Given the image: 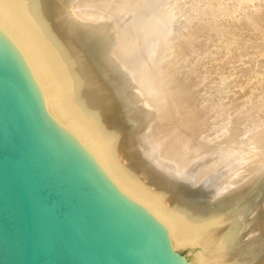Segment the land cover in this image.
I'll list each match as a JSON object with an SVG mask.
<instances>
[{"label": "bare ground", "instance_id": "obj_1", "mask_svg": "<svg viewBox=\"0 0 264 264\" xmlns=\"http://www.w3.org/2000/svg\"><path fill=\"white\" fill-rule=\"evenodd\" d=\"M6 2L46 54L62 86L66 110L104 144L119 179L175 218L182 234L194 241L202 264H264V191L243 231L236 223L241 213L228 210L264 174V118L260 123L252 114L248 118L252 108L235 113L253 86L245 94L239 89L264 64L258 56L264 49L241 42L235 44L240 51L232 48L234 54L225 56L226 50L220 51L228 66L251 52H246L247 46L259 51L260 59L256 62L258 57L252 56L253 63L233 71L239 77L238 89L228 112L238 118L234 116L223 132L221 122L211 124L212 113H200L203 106L195 86L200 88L196 84L202 80L197 83L191 76L199 46L221 36L227 24L238 30L263 25L264 0ZM199 68L200 72L203 67ZM252 97L248 106L257 108L254 113L261 112L262 104ZM241 116L244 129L235 125ZM249 170L254 173L240 180L239 175ZM237 179L242 183L237 185ZM242 246L247 247L243 254Z\"/></svg>", "mask_w": 264, "mask_h": 264}, {"label": "water", "instance_id": "obj_2", "mask_svg": "<svg viewBox=\"0 0 264 264\" xmlns=\"http://www.w3.org/2000/svg\"><path fill=\"white\" fill-rule=\"evenodd\" d=\"M0 264H202L112 171L38 41L0 0Z\"/></svg>", "mask_w": 264, "mask_h": 264}, {"label": "rangeland", "instance_id": "obj_3", "mask_svg": "<svg viewBox=\"0 0 264 264\" xmlns=\"http://www.w3.org/2000/svg\"><path fill=\"white\" fill-rule=\"evenodd\" d=\"M262 22V26L261 25H259V26H257V27H251V26H241L242 28H244V29H240L239 28V30H238V28L237 29H235L236 28V26H231V25H229L230 26V28H228L229 26H228V24H227V28H225V27H223V28H225L226 29V31H223L222 32V35L220 36H217V37H213V42L212 41H210V42H207L208 43V45L207 44H204V46L202 47V46H199V47H201V48H204L205 49V51H207V52H205V51H201L202 49L201 48H199L198 46V48L200 49V53L199 52H197V50H196V54L194 55V66H192L193 68L195 67V70H193L192 69V67H191V69H192V77L194 76L195 78H196V80H195V78L193 77V79L195 80V82L197 81V83H198V81H201L202 83H198V84H196V85H200V88H199V86H195V87H197L196 89H198V91L199 92H197V97H198V102L200 103V105H201V107L203 106V110L200 112L201 114H207V113H212L211 115V117L209 118V120H210V122H211V124L213 125V126H215L216 125V121L218 120L219 122H221L222 124H221V126L224 128V129H222V127L220 128L221 130V132H223L224 130H226V127H228L229 125H231V123L232 122H234V120L236 119H234L233 120V118H234V116L235 117H237L238 118V116L237 115H241V113L242 112H244V110H246L247 108V110H249L250 108H252V109H250L248 112H249V114H247V117L248 118H252V117H255L254 119L256 120V118H258L255 122H262V120L261 119H263L264 118V112H263V115L261 114L262 113V111H264V64L263 65H261L260 66V68H258L257 69V71H254L253 72V74H255V72H256V75L255 76H257V77H253L252 79H250L246 84H244V85H241L242 87H240V91L241 92H245L248 88H250L251 86H253L252 88H250L251 89V92H252V94H251V92H250V89H248L249 91H247V92H249V93H247L246 92V94L248 95H246L245 96V98H243V100H242V98H241V100L243 101V103H241V101H240V103L241 104H239L240 106L239 107H237V109H236V114H234V116H231V113H229L228 112V110L230 109V104L232 103V104H235L234 103V101L231 99V98H234V94H235V92H236V90L238 89L237 88V80L239 79V77H238V74H235V73H233V71H235L236 73H238V71H237V67H238V65L239 66H244V64H247L248 65V63L247 62H250L251 60L253 61L255 58L257 59V57L259 56L260 58H261V60L262 61H264V53L261 51V53L259 52V51H257V53L259 52V54L260 55H256L257 53L256 52H254L252 49L250 50V48L248 47V46H257L258 45V47L259 48H261V47H263V49H264V30H262L263 28H264V20L262 19V21L260 20V23ZM232 27V28H231ZM223 28H221L222 30H223ZM262 28V29H261ZM224 29V30H225ZM230 29H232V30H230ZM233 29H235V30H233ZM256 29V30H255ZM227 30H230L231 32H233V35H232V33L231 34H227V33H230V31H228L227 32ZM237 30V31H236ZM248 32H247V31ZM243 32V33H242ZM238 33V34H237ZM263 33V34H262ZM244 34V35H243ZM261 35H262V38H260L261 37ZM230 37V38H229ZM238 37V38H237ZM239 37H240V39H239ZM257 37H259L260 39L259 40H257V41H255L254 39H256ZM217 40H216V39ZM227 38V39H226ZM229 38V39H228ZM232 39V40H231ZM248 39V40H247ZM261 39H263V40H261ZM216 40V41H215ZM225 40V41H224ZM234 41V42H233ZM238 41V42H237ZM253 41H255V42H253ZM215 42V43H214ZM232 42V43H231ZM242 42V43H241ZM248 42V43H247ZM211 43H213V45L215 44L216 46L218 45L219 47L217 48L216 46H214V48L216 47L217 49H218V51L216 50V48L214 49L213 48V46H212V44ZM217 43V44H216ZM229 43V44H228ZM234 43V44H233ZM245 44V45H248L246 48V52H247V50L248 51H251V52H249L248 54H246V53H244L245 54V57H243V56H240V57H243V58H241L240 60H241V62H240V60L236 63V64H234V62L232 63V62H230V64H229V66H228V64L226 63H224L223 62V60L222 59H224V58H222V56H223V54L222 53H225L224 51L226 50V53L224 54L225 56L226 55H228V54H232L234 51L236 52H238V51H240V50H236V48H235V46L236 45H239V44ZM250 43V44H249ZM261 43V44H260ZM262 43H263V45H262ZM236 44V45H235ZM243 44V45H244ZM260 44V45H259ZM205 45H206V47L208 46L209 48H210V46H211V50L210 51H208L209 50V48H205ZM252 46V47H253ZM222 47V48H221ZM226 47V48H225ZM229 47V48H228ZM220 48V49H219ZM234 50H233V49ZM249 48V49H248ZM195 49H197V48H195ZM198 49V50H199ZM228 49V50H227ZM232 50H233V52H232ZM222 53H221V52ZM211 52H212V54H211ZM214 52H216L215 54H214ZM228 52H230V53H228ZM241 53H243V52H241ZM251 53H254L253 55L251 54ZM199 54V55H198ZM207 54V55H206ZM216 54H218V55H216ZM222 54V55H221ZM234 54V53H233ZM196 55H198V56H196ZM210 55H212V57L210 56ZM243 55V54H242ZM205 56V57H204ZM225 56H223V57H225ZM252 56H256V57H253L254 59H251L252 58ZM199 58V60H198V58ZM203 57V58H202ZM208 57H210V58H212V59H207L206 60V58H208ZM250 59H249V58ZM259 57H258V59H259ZM218 58V59H217ZM199 61V62H197L196 63V61L197 60ZM219 60V65H217L214 61L215 60ZM221 59V60H220ZM255 59V60H256ZM256 60V62L257 61H260V59L259 60ZM212 60V61H211ZM216 60V62H218ZM244 60V61H243ZM250 60V61H249ZM221 61V62H220ZM207 62L208 63H210V64H207ZM214 62V63H213ZM245 62V63H244ZM240 63H242V65L240 64ZM251 63H253V62H250L249 64H251ZM196 64V65H195ZM200 64V65H199ZM203 66H202V65ZM220 64H222V66L224 67V65H225V67L224 68H226L225 70L222 68V69H220L222 66L220 65ZM234 64V65H233ZM210 66V67H208V66ZM217 65V67L218 66H220L219 67V69H217V67L215 68L214 66H216ZM227 65V66H226ZM231 65V66H230ZM236 65V66H235ZM197 66H200V68L201 67H203V68H206V66L208 67V68H206V69H204V70H202L203 68H199L200 69V72H199V70H198V68H197ZM205 66V67H204ZM231 67V68H230ZM234 67H235V69H234ZM211 68V69H210ZM261 68H263V69H261ZM208 69V70H207ZM213 69V70H212ZM215 69V70H214ZM218 70V72H217V70ZM229 69V71H230V73H229V71L227 72V70ZM230 69H232V70H230ZM259 70V71H258ZM223 71H226V72H224L223 73ZM195 72V73H194ZM221 72V73H220ZM218 73V74H217ZM231 73H232V75H231ZM191 74V73H190ZM199 74V75H198ZM207 74V75H206ZM234 74V75H233ZM216 75V76H215ZM217 75H218V78H217ZM222 75V77H220ZM229 75V76H228ZM215 79H214V78ZM262 77V78H261ZM206 78V79H205ZM208 78V79H207ZM220 78H221V81H220ZM234 78V79H233ZM237 79V80H236ZM203 80H205V81H203ZM212 80H213V82H212ZM259 80V81H258ZM263 80V81H262ZM262 81V82H261ZM250 82V83H249ZM261 83L260 85H259V83ZM204 84V85H203ZM255 84V85H254ZM215 85V86H214ZM226 85V86H225ZM233 85V86H232ZM236 85V86H235ZM246 85H247V87H246ZM262 85V86H261ZM201 86H206V87H204V89H203V87H201ZM211 86V87H210ZM218 86V87H217ZM235 86V87H234ZM249 86V87H248ZM207 88V89H206ZM209 89V90H208ZM244 89V90H243ZM204 92H203V91ZM218 90V91H217ZM205 91H207V92H205ZM217 92V93H216ZM225 92V93H224ZM257 94H256V93ZM260 92V93H259ZM203 93V94H202ZM205 93V94H204ZM213 93V94H212ZM215 93V94H214ZM262 93V94H261ZM200 94V95H199ZM210 94H211V96H210ZM229 94V95H228ZM245 94V93H244ZM257 96H256V95ZM207 95V96H206ZM231 95H233V96H231ZM208 96H210V97H208ZM229 96V97H228ZM252 96H255L256 98H258L257 100H256V102H259V103H261L260 105H261V108L263 109V110H261V112H258V113H254V112H257V108H255L254 107V105L252 106V107H250V106H248V105H252L253 104V100H254V97H252ZM259 96V97H258ZM200 97V98H199ZM211 98V99H210ZM220 98V99H219ZM230 98V99H229ZM201 99H203V100H201ZM210 99V100H209ZM214 100V101H213ZM252 100V101H251ZM207 101V102H206ZM244 101H245V104H244ZM261 101V102H260ZM258 103V104H259ZM203 104V105H202ZM206 104V105H205ZM228 105V106H227ZM218 106V107H217ZM247 106V107H246ZM204 107H205V109H204ZM246 107V108H245ZM212 108V109H211ZM214 108H216V109H214ZM215 111H214V110ZM224 109V110H223ZM255 110L254 112L252 111V110ZM212 110V111H211ZM222 110V111H221ZM218 111V112H217ZM241 112V113H240ZM250 112H252V113H250ZM256 114V115H254V114ZM219 114V115H218ZM251 114H252V117H251ZM261 114V115H260ZM245 115V114H244ZM249 115V116H248ZM258 116V117H257ZM262 116V117H261ZM217 117V118H216ZM220 118V119H219ZM259 118H260V120H259ZM239 119H241V120H238L239 122L237 123V124H235L236 125V127L238 126L239 127V125H240V127L239 128H242V129H244V128H246L245 127V122L246 121H244V119L242 118V116H241V118H239ZM222 120V121H221ZM217 121V122H218ZM242 121H244V122H242ZM231 122V123H230ZM243 123V124H242ZM234 124V123H233ZM239 124V125H238ZM253 124V123H252ZM225 125V126H224ZM227 125V126H226ZM244 127V128H243ZM241 130V129H240ZM221 135H223V134H220V136ZM252 169H254V168H252ZM251 170H249L248 171V173H247V171H245L246 172V174L244 173V171L242 172V175L240 174L239 176H241L240 177V180L242 179V181H244V177H245V181L249 178V176H251L253 173H254V171H252V173L250 172ZM249 175L248 177H246V175ZM244 176V177H243ZM239 178V177H238ZM238 181L236 182L237 183V185H239L238 184V182L239 183H242V181H240L239 179H237ZM260 180V181H259ZM231 183V182H230ZM228 184V183H227ZM229 185V184H228ZM264 191V174H262V175H260V177H259V179H257V181L255 182V184L245 193V195H243V197L239 200V201H237L233 206H231L228 210H229V213H231V214H234V212L235 213H238V212H240L241 213V215H238L239 217H238V220L236 221V223L238 224V227H240V229L243 231V229H245L244 228V226L246 225V222H247V220H248V218H249V216L251 215V213H252V211H253V208H254V206H255V203L258 201V199H259V196L261 195V192H263ZM250 206V207H249ZM247 218V219H246ZM241 222V223H240ZM240 223V224H239ZM235 225V224H234ZM234 227L235 226H232V228L230 229L231 231L232 230H234ZM247 251V247L246 246H242V247H240L239 248V252L240 253H245Z\"/></svg>", "mask_w": 264, "mask_h": 264}]
</instances>
